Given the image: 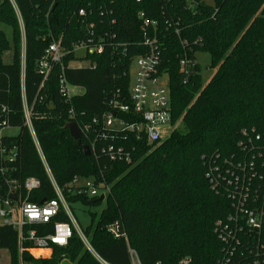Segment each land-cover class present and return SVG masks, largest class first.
<instances>
[{
    "label": "trees",
    "instance_id": "16d2710c",
    "mask_svg": "<svg viewBox=\"0 0 264 264\" xmlns=\"http://www.w3.org/2000/svg\"><path fill=\"white\" fill-rule=\"evenodd\" d=\"M144 38L156 39L159 71L168 76L170 96L172 129L154 144L107 130L101 121L92 123L111 109L112 101L127 102L130 66L148 50ZM197 38L200 44L192 46L190 56L209 53L214 71L206 82L197 62L185 77L179 70L180 40L190 45ZM57 41L62 57L42 83L39 62ZM80 43L99 44L101 52H85L87 64L72 66L81 58L73 51ZM60 77L81 92L64 98ZM22 95L54 180L63 185L77 175L108 187L103 209L90 213L84 231L105 261L130 264L126 241L107 231L117 220L141 264H176L181 258L189 264H264V224L260 229L244 226L226 181L219 178L213 187L206 176L209 164L225 172L229 161L235 164L260 150L253 153L254 172L262 179L254 178L243 208L264 211V0H214L210 5L202 0H0V104L7 109L8 124L18 129L1 137V146L14 148L16 156L7 163L0 155V171L20 181L38 179L30 199L40 203L54 193L23 124ZM68 122L80 128L90 155L70 136ZM242 131L259 135L253 148L239 145L247 140ZM109 145L123 146L131 162L110 159L102 152ZM66 197L89 205L102 202L98 196ZM234 213L237 218L228 221ZM218 220L236 229L231 254L216 230ZM0 249L8 252L9 264L19 259L23 264H99L75 235L66 246H54L49 258L33 259L26 251L19 255L16 231L0 225Z\"/></svg>",
    "mask_w": 264,
    "mask_h": 264
},
{
    "label": "built area",
    "instance_id": "2783aa9c",
    "mask_svg": "<svg viewBox=\"0 0 264 264\" xmlns=\"http://www.w3.org/2000/svg\"><path fill=\"white\" fill-rule=\"evenodd\" d=\"M80 13H82L81 10ZM144 23L147 24L146 21ZM180 43L184 50L178 58V65L180 72L185 77L196 63V60L191 58L190 54L192 46L199 45L200 39L193 40L190 45H188L186 40H180ZM143 44L148 46V50L136 56L132 62L134 71L130 80L127 102L112 101L110 103L111 109L102 113L99 118H93L92 123L101 121V125L107 130H120L132 133L136 138H143L148 143L154 144L169 136L172 129L168 76L159 71L160 50L156 39L144 38ZM77 49L83 50L84 53L101 52L99 44L89 46L80 43L73 47L74 52ZM63 50L60 48L59 41L51 42L48 45L42 60L39 62V71L43 74L42 83L51 68V64L60 62ZM59 92L66 99L75 93L74 87L67 85L63 77L59 78ZM22 114L23 124L30 135L37 154L43 161L44 171L54 197L50 199L44 198L40 203L32 201L30 199L31 193L39 187V180L34 177H26L20 181L5 173L1 168L0 175L3 177V185L1 186L0 184L1 225L10 226L16 231L19 255L26 251L33 259L49 258L54 246H66L68 240L75 235L99 264H110L101 258L90 245L87 235L77 225L69 206L70 201L66 197L85 196L92 198L103 195L104 199L106 193L109 192L108 187L104 184L95 183L92 178L77 175L63 185H59L54 180L47 163L44 162V154L31 122V108L27 105L23 95ZM11 128L17 127H12L8 124L7 109L0 104V155L3 161L7 163L15 158L16 152L14 148L7 150L4 146H1V137L5 134V130ZM242 134L247 140L246 143H240L239 145L243 149L247 147L253 148V142L259 139V135H247L245 131H242ZM255 151L261 153L258 149ZM102 152H107L110 159L124 160L127 163L131 162L130 154L123 146L115 147L109 145L106 149H102ZM253 153H251V157L246 156L237 159L235 164H233V161H229L230 166L224 168L225 172H222L217 164H209L206 176L213 187L217 186L219 178H221V182L222 180L226 181L227 195L232 198L236 210L241 209L240 217L243 219L244 226L260 229L264 224L262 219L264 211L257 208H243L244 203L248 200V194L254 178L258 176V179H262V174L254 172L256 161ZM81 178L84 180L83 183H79ZM237 216L238 214L234 213L229 217L228 221H233ZM58 218H63L64 220H59ZM50 224L52 225V230L47 231L46 227ZM215 227L225 243L226 254H231L237 245L235 243L236 229L233 231L229 222L219 220L215 222ZM239 227H242V225L237 226V228ZM107 231L113 237H121L126 241L130 264H141L135 250L128 245L126 232L119 221L114 220L108 224ZM24 243L27 244V247H24ZM19 261V264H23L20 259ZM154 264L161 263L157 261ZM176 264H189V259L181 258ZM221 264H229V261L224 262L222 260Z\"/></svg>",
    "mask_w": 264,
    "mask_h": 264
},
{
    "label": "rangeland",
    "instance_id": "374dc122",
    "mask_svg": "<svg viewBox=\"0 0 264 264\" xmlns=\"http://www.w3.org/2000/svg\"><path fill=\"white\" fill-rule=\"evenodd\" d=\"M202 1L205 4H209V5L214 3V0H202ZM23 45H24V43H23V39H22V41L20 43V62H21V64H23V54H24ZM75 53L78 57H81V58L71 61L70 65H72V66L86 65L87 62L82 57L84 55V51L81 49H77L75 51ZM195 60L199 66V74L201 75L203 81L206 82L214 71L213 67H211L210 55L206 51H198L195 53ZM133 69H134V64L132 63L130 66V70H129V75H130L131 79L133 77V71H134ZM74 92L75 93L81 92V88L74 87ZM17 132H18L17 128H11V129H7L4 131L5 134H9V135L16 134ZM38 161H39L40 166H42V168H44L43 161L41 160L39 155H38ZM44 162L47 163L46 159ZM83 182H84L83 178L79 179V183H83ZM101 193H102V191H101ZM104 205H105L104 200H102V202L98 205L83 204L80 201H75V202L70 201L69 202V206L72 210V213H73V216L76 220V223L82 231H85L86 228L90 225V221H91L90 213L91 212L99 213L100 210L103 209ZM1 223H2V220L0 218V225H1ZM0 264H9V254L4 249H0Z\"/></svg>",
    "mask_w": 264,
    "mask_h": 264
},
{
    "label": "water",
    "instance_id": "95a60500",
    "mask_svg": "<svg viewBox=\"0 0 264 264\" xmlns=\"http://www.w3.org/2000/svg\"><path fill=\"white\" fill-rule=\"evenodd\" d=\"M65 127L68 129L70 136L77 141V144L82 148L83 153L85 156L90 155V150L88 148L87 145L83 144L81 142V132H80V128L77 126V124L75 122H68L65 124ZM103 199V195H100L98 197V200H102ZM68 261H64L63 264H68Z\"/></svg>",
    "mask_w": 264,
    "mask_h": 264
},
{
    "label": "crops",
    "instance_id": "0c3cea01",
    "mask_svg": "<svg viewBox=\"0 0 264 264\" xmlns=\"http://www.w3.org/2000/svg\"><path fill=\"white\" fill-rule=\"evenodd\" d=\"M64 261H67V260H63V262H64ZM63 262H62V264H63ZM68 262H69V261H68ZM69 263H70V262H69ZM69 263H68V264H69Z\"/></svg>",
    "mask_w": 264,
    "mask_h": 264
}]
</instances>
